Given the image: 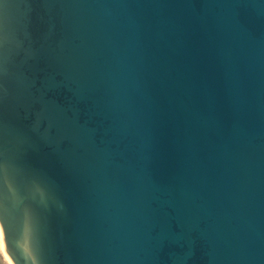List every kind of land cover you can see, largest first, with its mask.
<instances>
[{"label":"water","instance_id":"water-1","mask_svg":"<svg viewBox=\"0 0 264 264\" xmlns=\"http://www.w3.org/2000/svg\"><path fill=\"white\" fill-rule=\"evenodd\" d=\"M10 264H264V0H0Z\"/></svg>","mask_w":264,"mask_h":264},{"label":"bare ground","instance_id":"bare-ground-1","mask_svg":"<svg viewBox=\"0 0 264 264\" xmlns=\"http://www.w3.org/2000/svg\"><path fill=\"white\" fill-rule=\"evenodd\" d=\"M0 253H1V256L3 257V259L5 260V262L7 264H10V262L8 261V255L5 252L4 247H3V239H2V235L1 234H0Z\"/></svg>","mask_w":264,"mask_h":264},{"label":"rangeland","instance_id":"rangeland-1","mask_svg":"<svg viewBox=\"0 0 264 264\" xmlns=\"http://www.w3.org/2000/svg\"><path fill=\"white\" fill-rule=\"evenodd\" d=\"M0 264H7V263L5 262V260L3 259V257L1 256V253H0Z\"/></svg>","mask_w":264,"mask_h":264}]
</instances>
